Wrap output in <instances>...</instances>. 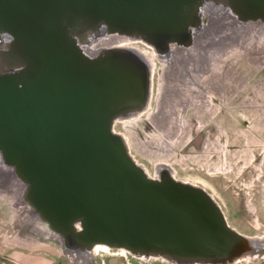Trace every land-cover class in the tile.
Segmentation results:
<instances>
[{"label":"water","instance_id":"obj_1","mask_svg":"<svg viewBox=\"0 0 264 264\" xmlns=\"http://www.w3.org/2000/svg\"><path fill=\"white\" fill-rule=\"evenodd\" d=\"M264 23V0H0V157L23 203L70 255L98 245L175 264H235L259 243L203 188L151 177L116 121L146 109L152 72L120 36L160 57L190 48L211 15ZM261 253V252H260Z\"/></svg>","mask_w":264,"mask_h":264},{"label":"rangeland","instance_id":"obj_2","mask_svg":"<svg viewBox=\"0 0 264 264\" xmlns=\"http://www.w3.org/2000/svg\"><path fill=\"white\" fill-rule=\"evenodd\" d=\"M208 19L211 17L206 18V23ZM258 27L262 32L255 36L256 28L244 32L242 29L246 27L227 25L219 34L221 40L202 47L195 55L179 58L186 61L183 62L184 72L176 70L180 73L178 81L185 79L183 86L176 80H168L169 87L166 85V89L161 90L163 65L157 59L150 105L155 107L163 92L160 98L166 110L165 115L158 116L160 128L153 125L148 114L133 126L123 120L115 125L116 132L126 136L131 154L152 177H156L160 164L171 167L178 180L205 189L219 204L230 226L251 238L264 237V27ZM134 45L152 51L143 43ZM212 58L220 60L212 61ZM198 62L201 65L193 82L190 75ZM189 80L192 83L188 89L196 90V93L188 91L190 96L185 86ZM202 92H205L206 102L197 101L194 109L190 97L194 93L201 97ZM181 117L186 122L183 129ZM174 119V126L170 125ZM168 124L175 130L169 132ZM160 130L168 131L171 136L164 137ZM171 138L177 142L172 147L168 145ZM165 145L168 148H164ZM0 168L10 172L1 164ZM1 173L0 264H86L71 260L70 257H74L64 251L60 239L44 233L22 198L20 203L16 200L20 186L14 184L9 193L3 183L9 178ZM110 252H100L94 261L104 264V260L115 257L135 260L136 264H175L163 257L142 259L128 252L127 257L114 254L117 250ZM263 253L258 259H246L237 264H264Z\"/></svg>","mask_w":264,"mask_h":264},{"label":"bare ground","instance_id":"obj_3","mask_svg":"<svg viewBox=\"0 0 264 264\" xmlns=\"http://www.w3.org/2000/svg\"><path fill=\"white\" fill-rule=\"evenodd\" d=\"M210 17H211V20L209 21V23L207 24L206 22H205V25H204V28H203V30L200 32V34L198 35V37L196 38V40H195V43H194V45L192 46V47H190V48H185V49H174L173 50V52L172 53H170V55L169 56H167V57H160L159 55H157V53H155V51H148V50H142L141 48H139V47H136L135 45H134V43H136V41H132V40H130V39H127V38H124V37H120V36H108V37H104V38H100V39H98L97 41H96V43L94 44V45H92L89 49H88V52L89 53H91V54H95V53H97V51L99 50V49H101V48H104V47H121V48H130V49H133V50H136L138 53H140L144 58H145V60H147V62H148V64L150 65V68H151V72H152V79H153V77H154V70H155V67H156V64H157V59H159V61L162 63V65H163V67L161 68V72H162V74H161V76H162V83H161V90L162 89H166V88H164L166 85L169 87V84H166V82H168V80H173V82L176 80L177 81V84L178 85H181V86H183L184 85V83L185 82H183L185 79L183 78V80L181 81V82H179L178 81V79H180V73H179V71H176V70H178V69H181V71L182 72H184L185 70H183L185 67H184V64H183V62L184 63H186V61H179V58L180 59H182V58H184L185 56H191V55H195L197 52H199V50H202L201 48L202 47H204V46H206V45H208V44H210V43H213V42H215V41H218V40H221V35H219L220 34V32H224V29L227 27V25H235L237 28H242V27H246V28H243L242 30H244V32H248V29L249 28H256L255 30H256V34H255V36H258V34H260L261 32H262V30H260L259 29V27L258 26H263L264 27V23H260V22H249V23H240L234 16H232L230 13H228V12H226V14L225 13H220V14H218V15H211L210 14ZM250 25H253V26H250ZM255 25V26H254ZM257 25V26H256ZM249 26V27H248ZM242 30H240V32H242ZM264 32V31H263ZM236 33V32H235ZM236 34H238V33H236ZM254 36V37H255ZM257 44V43H256ZM233 47H236L235 45L233 46ZM238 48L237 49H240L239 48V46H237ZM237 51H239V50H237ZM192 53V54H191ZM237 53V52H236ZM233 54V53H232ZM220 54H218V56H219ZM220 60V58L219 59H215V60H213V58H212V61H219ZM190 62V61H189ZM224 62V61H223ZM222 63V62H221ZM200 65H201V63H199L198 62V64H194V68H196V70L194 69V73L193 74H191L190 75V77H192L193 79L191 80V81H193L194 82V80H195V74L198 72V68H200ZM192 71V70H191ZM177 75H178V77H177ZM182 79V78H181ZM204 81H205V79H203ZM196 81V80H195ZM172 82V83H173ZM153 83V82H152ZM192 82H190V80H189V83L187 84H185V86H186V89H188V88H190V84H191ZM203 83V82H202ZM164 84V85H163ZM193 84H195V83H193ZM192 84V85H193ZM175 85V84H174ZM178 85H176L175 87H177ZM197 85H199V83H197ZM196 85V86H197ZM153 86V85H152ZM188 86V87H187ZM196 86H194V88H196ZM201 90V89H200ZM164 91V90H163ZM186 91V90H185ZM188 91H195V93H196V90L194 89L193 90V88H192V90L190 89H188L187 90V92ZM208 91V90H207ZM163 93V92H162ZM162 93H160V96H161V94ZM183 93V92H182ZM186 93V92H185ZM184 93V94H185ZM195 93L192 95L193 97H190V98H192L193 99V102H194V105H193V107H194V109L197 107L196 105V103H197V101H202L201 103L202 104H205V100L206 99H204V95H205V92H202L203 93V95L200 97V96H198L197 94L195 95ZM200 93V92H199ZM201 93V94H202ZM179 94V93H178ZM181 94V93H180ZM192 94V93H191ZM188 95H189V92H188ZM209 95V94H208ZM208 95H206V96H208ZM160 96H159V99H158V101H157V104H156V106L155 107H153V108H151V105H150V103H151V100H152V95H151V98H150V100H149V103H148V105H147V107H146V109L144 110V111H142V112H139V113H136V114H134V115H132V116H130V117H128V118H125V119H119V120H117L116 121V123L117 122H119V121H121V120H123L124 122H125V124H127L128 126H133V125H135V124H137L138 122H140V121H142V118H143V116L145 115V114H148V118H150V120L152 121V123H153V125L156 127V128H160V127H158V122L161 120L160 118L162 117V115H165L164 114V112H165V110H164V106H162V104H163V100H162V97L160 98ZM182 96H184V95H182ZM182 96H180V97H182ZM190 96V95H189ZM175 97V96H174ZM179 98V97H178ZM196 98H199L200 100H197ZM189 99V98H188ZM191 101V100H190ZM175 102H176V100H175ZM183 102V101H182ZM187 103V102H186ZM188 104H189V102H188ZM192 105V104H191ZM185 106V105H184ZM186 107V106H185ZM185 107H183L182 109H184ZM188 107V106H187ZM187 107H186V109H187ZM174 109V108H173ZM176 109V108H175ZM180 110V109H179ZM170 111V110H169ZM178 111V110H177ZM177 111H176V113H177ZM182 111V110H181ZM172 112V111H171ZM170 112V113H171ZM187 112V111H186ZM170 113H169V115H170ZM173 113H174V110H173ZM173 113H171V114H173ZM182 113H184V115H185V112H182ZM168 114V113H167ZM179 115V114H178ZM158 116L160 117V118H158ZM168 117V116H167ZM170 117V116H169ZM175 117V116H174ZM173 117V118H174ZM178 117H180V116H178ZM184 117V116H183ZM166 118V117H165ZM172 118V119H173ZM176 118V117H175ZM182 118V117H181ZM167 119V118H166ZM165 119V120H166ZM180 119V118H179ZM164 120V119H163ZM170 120H171V118H170ZM178 121V120H177ZM180 121V120H179ZM178 121V122H179ZM174 122H176V120L174 119L171 123H170V125L172 124H174ZM183 118H182V120H181V122H180V127H181V129H183L182 128V126L183 125H186V122L184 121L183 123ZM165 123H166V121H165ZM116 125V124H115ZM176 125V124H175ZM168 127L166 128V129H169V132H170V130H172V129H174L175 130V128L173 127V126H169V124L167 125ZM176 127V126H175ZM183 127H185V126H183ZM164 128V129H165ZM177 128V127H176ZM162 129V128H161ZM173 130V131H174ZM116 131V130H115ZM161 131H163V130H160V132ZM185 131V130H184ZM168 131H163L162 132V135H165L164 137H166L167 138V136H166V134L168 135V134H170V133H167ZM176 132V131H175ZM178 132V131H177ZM176 132V133H177ZM124 136V135H123ZM169 136H171V134L169 135ZM176 136V135H175ZM173 137H174V134H173ZM124 138H125V141L127 142V144H128V146H129V143H128V140H127V138H126V136H124ZM178 139V138H177ZM181 139V138H180ZM171 140H172V142H170V144H168L170 147H172L173 145H174V143H177V142H175L172 138H171ZM163 141L164 142H166L165 141V139H163ZM163 142V143H164ZM162 143V142H161ZM166 144V143H165ZM161 145V144H160ZM163 146V145H162ZM168 148V146L167 145H165L164 146V148ZM129 149H130V146H129ZM131 152V151H130ZM134 159H135V157H134ZM136 160V159H135ZM137 161V160H136ZM138 162V161H137ZM0 164L1 165H3L2 163H1V157H0ZM141 165V164H140ZM4 166V165H3ZM142 166V165H141ZM168 167L167 165H164V164H160L159 165V167H158V169H157V175H156V177H153V178H157V177H159V169L161 168V167ZM143 167V166H142ZM3 168V167H2ZM2 168H0V170H4V169H2ZM4 168H7V167H5L4 166ZM144 168V167H143ZM171 171H172V173H173V176L176 178V175H175V173H174V171H173V169L171 168V167H168ZM7 169H9V168H7ZM145 169V168H144ZM10 170V169H9ZM146 170V169H145ZM11 171V170H10ZM147 171V170H146ZM11 173V172H10ZM148 173V172H147ZM149 174V173H148ZM150 175V174H149ZM14 177H15V175H13ZM151 176V175H150ZM152 177V176H151ZM17 179V178H16ZM177 179V178H176ZM14 180H15V178H14ZM18 180V179H17ZM16 181V180H15ZM19 181V180H18ZM18 181H16V182H18ZM20 182V181H19ZM21 183V182H20ZM18 183L20 186H21V188H19V190H18V193H17V197H16V200L20 203L21 202V198H22V195H23V192H24V185L21 183ZM13 199V198H12ZM15 199V198H14ZM14 199H13V202H14ZM22 201H23V198H22ZM18 203V204H19ZM258 243H259V249H260V251H259V253L258 254H256L254 257H250V258H247V260H254V259H258V258H260V257H262V253H263V251H264V237L263 238H254ZM111 251V249L109 248V247H107V246H104V245H98V246H96V248L94 249V251H92V252H90V253H88V254H82V255H77V256H73V255H71V256H73L74 258H71L70 257V259L71 260H76V259H78V261H81V262H86V263H91V262H94V259H95V257L100 253V252H103V253H107V254H111L112 252H110ZM261 252V253H260ZM114 254H118V255H123V256H128L127 254V251L126 250H120V251H117V252H115ZM113 254V255H114ZM264 254V253H263ZM141 258H145V257H141ZM145 259H147V258H145ZM236 263H238V262H236ZM235 263V264H236Z\"/></svg>","mask_w":264,"mask_h":264},{"label":"crops","instance_id":"obj_4","mask_svg":"<svg viewBox=\"0 0 264 264\" xmlns=\"http://www.w3.org/2000/svg\"><path fill=\"white\" fill-rule=\"evenodd\" d=\"M136 263H137V261H135V260L134 261L129 260V259L124 260L123 258H115V257H110L106 261L104 260V264H136ZM86 264H89V263H86ZM92 264H102V263L94 261V262H92Z\"/></svg>","mask_w":264,"mask_h":264},{"label":"flooded vegetation","instance_id":"obj_5","mask_svg":"<svg viewBox=\"0 0 264 264\" xmlns=\"http://www.w3.org/2000/svg\"><path fill=\"white\" fill-rule=\"evenodd\" d=\"M208 17H210V14H209V16ZM207 17V18H208ZM209 20V19H208ZM210 21V20H209ZM209 23V22H208ZM207 23V24H208ZM0 172H2L1 174L2 175H6L8 178H9V180H7V179H5L4 181H3V183H5L6 184V187L7 188H9L8 190H9V193H11L12 192V189H13V185L15 184L17 187L18 186H20L19 184H18V182H16L15 180H14V178L12 177V175H11V173L10 172H8L7 170H0ZM1 181V180H0ZM20 188H21V186H20Z\"/></svg>","mask_w":264,"mask_h":264},{"label":"built area","instance_id":"obj_6","mask_svg":"<svg viewBox=\"0 0 264 264\" xmlns=\"http://www.w3.org/2000/svg\"><path fill=\"white\" fill-rule=\"evenodd\" d=\"M150 48V47H149ZM134 157V156H133Z\"/></svg>","mask_w":264,"mask_h":264}]
</instances>
